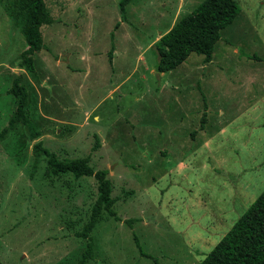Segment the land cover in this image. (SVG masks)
Masks as SVG:
<instances>
[{"label": "rangeland", "instance_id": "374dc122", "mask_svg": "<svg viewBox=\"0 0 264 264\" xmlns=\"http://www.w3.org/2000/svg\"><path fill=\"white\" fill-rule=\"evenodd\" d=\"M118 1L45 0L34 71L0 3V131L21 73L39 132L0 138V264H78L88 241L86 264H197L264 189V0H236L209 61L166 72L153 43L202 0H131L123 21ZM38 142L107 169L118 219L80 235L95 180L49 175L46 156L34 171Z\"/></svg>", "mask_w": 264, "mask_h": 264}, {"label": "trees", "instance_id": "16d2710c", "mask_svg": "<svg viewBox=\"0 0 264 264\" xmlns=\"http://www.w3.org/2000/svg\"><path fill=\"white\" fill-rule=\"evenodd\" d=\"M130 1H118L122 21L126 19V7ZM0 3L10 19L20 28L27 44L26 49L21 52L20 64L29 71H34L33 55L42 47L43 40L40 27L51 24L55 19L45 0H0ZM239 13L240 7L236 0H202L191 12L178 18L153 43L158 55L156 70L170 71L185 61L191 53L202 55L205 62L209 61L222 30ZM112 50L113 46L109 51L110 56ZM8 92L14 96L16 108L8 125L0 131V138L13 129L16 123L26 125L32 138L37 137L39 132L27 116L28 93L21 73L13 78ZM32 151L34 171L41 158L46 156V173L49 175L69 172L75 177L93 176L97 195L91 206L90 217L80 235L87 236L110 216L118 219L111 208L114 198L111 196L112 183L107 177V169L94 171L89 164L88 156L59 159L54 151L44 147L40 142L33 145ZM139 249L142 255L151 257L143 252L140 246ZM91 255L92 243L88 241L86 251L78 264H86ZM197 264H264V189Z\"/></svg>", "mask_w": 264, "mask_h": 264}, {"label": "crops", "instance_id": "0c3cea01", "mask_svg": "<svg viewBox=\"0 0 264 264\" xmlns=\"http://www.w3.org/2000/svg\"><path fill=\"white\" fill-rule=\"evenodd\" d=\"M51 15H52V13H51ZM52 17L54 18V16H53V15H52ZM54 19H55V18H54ZM42 26H45V25H42ZM42 26H41V27H42ZM41 27H40V29H41Z\"/></svg>", "mask_w": 264, "mask_h": 264}]
</instances>
